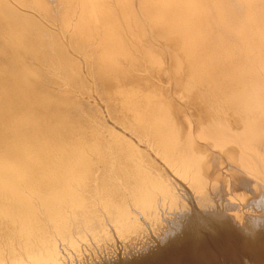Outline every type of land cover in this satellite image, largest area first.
<instances>
[{"label": "bare ground", "instance_id": "obj_1", "mask_svg": "<svg viewBox=\"0 0 264 264\" xmlns=\"http://www.w3.org/2000/svg\"><path fill=\"white\" fill-rule=\"evenodd\" d=\"M261 195L264 0H0V264H264Z\"/></svg>", "mask_w": 264, "mask_h": 264}, {"label": "clouds", "instance_id": "obj_2", "mask_svg": "<svg viewBox=\"0 0 264 264\" xmlns=\"http://www.w3.org/2000/svg\"><path fill=\"white\" fill-rule=\"evenodd\" d=\"M249 202V201H248ZM247 202V204H248ZM246 204V205H247ZM247 213V223L249 228L245 229L246 234H253L256 231H259L262 227H264V211H257L255 209H260L262 205H264V195L259 196V198L254 201L253 207H246ZM232 209H230L231 211ZM240 227H244V221L240 222V220L236 219ZM175 235V232L165 231L164 235L161 236V241L166 242L169 236Z\"/></svg>", "mask_w": 264, "mask_h": 264}, {"label": "rangeland", "instance_id": "obj_3", "mask_svg": "<svg viewBox=\"0 0 264 264\" xmlns=\"http://www.w3.org/2000/svg\"><path fill=\"white\" fill-rule=\"evenodd\" d=\"M237 187H238V186H237ZM239 187H241V186H239ZM239 187H238V188H239ZM231 188H232V187H231ZM242 188H243V187H242ZM242 188H240V190H241ZM236 189H237L236 187H233V190L230 189L229 191H230V193H231L232 191H235ZM243 189H244V188H243ZM240 190L238 189V191H240ZM248 191H249V190H248ZM251 191H253V190H251ZM251 191H249L250 194H251ZM253 192H254V191H253ZM253 192H252V194H253ZM252 194H251V195H252ZM164 227H165V226H164ZM159 231H160V229H159ZM161 231H162V230H161ZM194 231L196 232V235H197V237H199V239L203 238V236H204V237H208V236H207V235H208L207 232L204 231V230H202V229L196 228ZM145 237H146V236H144V237H139V239H141V238H142V239H143V238L145 239V240H144V244H143V241L141 242L142 239L139 240L141 243L138 241V239H135V242H138V244L135 243V242H133V243H134L135 245H137V246H139V244H140V247H141V248H142V247L144 248V246H145V244H146L147 242H151V238H150V240L148 239V241H147V238H148V237H146V238H145ZM205 239H206V238H205ZM207 239H208V238H207ZM118 245H119V246H118ZM118 245H117V246H118L119 248L117 247V249H116V254H118L117 256L120 257V256L122 255V250L120 249L122 246H121L120 244H118ZM129 246H131V244H130ZM87 250H88V249H87ZM87 250H86V251H87ZM86 251H85V256H84V254H83L84 259H82V260L84 261V260L86 259L83 263L90 264V263L94 262V260L98 261V260L101 258V257H99L100 255L97 254V256L99 257V259H98V257H97L96 255H95V256H96L97 259L94 258L95 256L92 257V255H90L89 258L92 257L93 260H92V259H89V258L87 257V254H88L89 251H87V252H86ZM120 251H121V252H120ZM119 252L121 253V255H120ZM86 253H87V254H86ZM89 254H90V253H89ZM95 254H96V253H95ZM119 255H120V256H119ZM83 256H82V258H83ZM108 256H110V255H107V257H108ZM87 259H88L89 261H88ZM91 260H92V262H91ZM101 260H102V259H101ZM101 260H100V261H101ZM100 261H99V262H100ZM83 263H82V264H83ZM75 264H76V263H75Z\"/></svg>", "mask_w": 264, "mask_h": 264}]
</instances>
